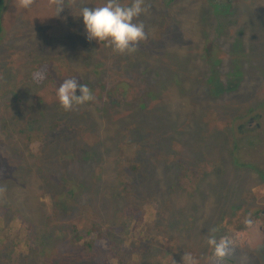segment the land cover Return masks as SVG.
<instances>
[{
  "label": "rangeland",
  "instance_id": "rangeland-1",
  "mask_svg": "<svg viewBox=\"0 0 264 264\" xmlns=\"http://www.w3.org/2000/svg\"><path fill=\"white\" fill-rule=\"evenodd\" d=\"M101 2L5 0L0 264H264V0H145L131 55L87 39ZM66 78L93 99L65 111Z\"/></svg>",
  "mask_w": 264,
  "mask_h": 264
},
{
  "label": "clouds",
  "instance_id": "clouds-1",
  "mask_svg": "<svg viewBox=\"0 0 264 264\" xmlns=\"http://www.w3.org/2000/svg\"><path fill=\"white\" fill-rule=\"evenodd\" d=\"M20 7L30 9L33 0H19ZM63 8H58L57 15ZM145 0H102L97 5L84 6L78 18H82L84 30L89 41L103 43L119 55L136 52L140 42L147 39L144 23L139 20L147 13ZM79 90V95H77ZM58 101L65 111L90 102L93 97L89 87L77 78H66L57 88ZM216 258H223L228 252V242L215 236L207 240ZM188 264H192L188 257Z\"/></svg>",
  "mask_w": 264,
  "mask_h": 264
},
{
  "label": "trees",
  "instance_id": "trees-1",
  "mask_svg": "<svg viewBox=\"0 0 264 264\" xmlns=\"http://www.w3.org/2000/svg\"><path fill=\"white\" fill-rule=\"evenodd\" d=\"M172 3H174V2H177L178 0H170ZM4 4H5V0H0V23H1V20H2V11H4ZM50 66H51V64H50ZM45 67H47V66H45ZM51 68V67H50ZM43 74H46V76L48 75V73L47 72H43ZM257 108V107H256ZM253 109H255V108H252V109H250V110H248L247 112H246V114L248 113H250ZM260 112V114H262L263 116H264V103L262 104V109L259 111ZM244 116H246V115H244ZM243 116V117H244ZM262 116V117H263ZM241 118L240 117V115L239 116H234V117H227V121H226V129H225V131L226 132H229L230 134L229 135H227L226 133H225V136H228V137H230L231 139H233V129H232V127L231 128H229L230 127V125H229V122L231 121V120H233V119H235V118ZM253 118H254V120L255 121H258V120H260L261 119V117H260V115H258V114H256V115H253ZM238 126H240V125H238ZM240 127H238V129H239ZM26 139L28 140V142H30V141H34V135H30L29 137L27 136L26 137ZM245 140H247V139H245ZM42 141V140H41ZM37 143H40V141L38 142L37 141ZM225 151L226 152H228V157L229 158H231V161L233 160V158L235 157H238L239 156V154L241 153H238L237 154V149H236V151H234L235 153H233V154H229V150H228V146H227V148L225 149ZM239 170H243L247 175H248V178H249V173L247 172V170H245V169H242L241 168V166L239 167V168H236L235 167V170L233 169V171L235 172V171H239ZM257 181H255L254 183L255 184H257V183H261L262 181L264 182V175L263 174H261L260 173V175H259V173H257ZM262 179V180H261ZM247 184V179L245 180V183H244V186ZM244 186H241V185H239V187H240V190H241V192L243 191V189H244ZM237 190L239 191V189L237 188ZM247 198H248V196H247ZM230 202L232 203V204H236L234 201H232V200H230ZM240 202V205H239V207H237V205H235V209L237 210V211H239V209H241L242 211H244V210H247V209H244V207H243V205L242 204H244V203H248V202H246V201H244V200H240L239 201ZM232 208H234V206H231V209ZM263 210V211H262ZM149 213H151L152 211L151 210H149L148 211ZM264 214V209H259V210H257L256 211V213H254L253 215H252V217L250 218V220H249V223H251V224H257V225H259L260 226V228H263L264 229V219H262V221L260 222V224L259 223H257V219H253V216H256V217H261V215H263ZM24 223V222H23ZM25 224V223H24ZM93 234L94 235H97V236H99V237H102L101 235H99L98 233H97V230L95 229L94 230V232H93ZM93 234H91L90 235V239L92 238V237H95ZM17 238H19V239H21V240H23L24 241V243H26V244H28V242H30V241H28V242H26V240L27 239H29L28 238V235H27V233H26V229L25 228H22V229H19L16 233H14V236H13V239L14 240H16ZM221 238H219V237H217V241H219ZM28 245H30V244H28ZM87 250H89V248H91L92 246H94L95 244H93L92 245V241H90L89 242V244H88V242H87ZM221 262H226V263H230V264H233V260H231V259H228V258H223L222 260H221Z\"/></svg>",
  "mask_w": 264,
  "mask_h": 264
},
{
  "label": "water",
  "instance_id": "water-1",
  "mask_svg": "<svg viewBox=\"0 0 264 264\" xmlns=\"http://www.w3.org/2000/svg\"><path fill=\"white\" fill-rule=\"evenodd\" d=\"M80 93H79V90H77V95H79Z\"/></svg>",
  "mask_w": 264,
  "mask_h": 264
}]
</instances>
